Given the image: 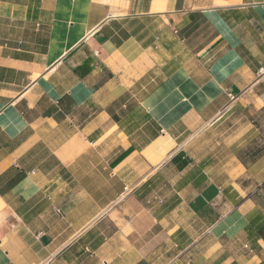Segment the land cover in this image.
<instances>
[{
  "label": "crops",
  "instance_id": "0c3cea01",
  "mask_svg": "<svg viewBox=\"0 0 264 264\" xmlns=\"http://www.w3.org/2000/svg\"><path fill=\"white\" fill-rule=\"evenodd\" d=\"M0 264H264V0H0Z\"/></svg>",
  "mask_w": 264,
  "mask_h": 264
}]
</instances>
